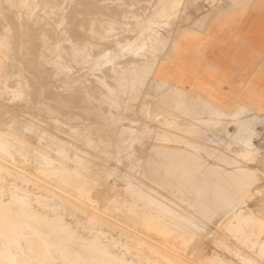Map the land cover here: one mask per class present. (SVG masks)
<instances>
[{
  "label": "rangeland",
  "instance_id": "rangeland-1",
  "mask_svg": "<svg viewBox=\"0 0 264 264\" xmlns=\"http://www.w3.org/2000/svg\"><path fill=\"white\" fill-rule=\"evenodd\" d=\"M6 1L8 3L0 0V10H5L4 14L2 10L0 11V18L5 22L0 20V24L5 25L3 27L0 25L3 28H0L2 37L0 41H5V49L0 52L2 56L0 59V153L4 155V157H0V162L7 168H11L13 173L0 172V243L4 248L0 249V262L17 264V258L22 257L28 261V264H126L125 259L132 260L136 264H145L139 262L134 253L136 240L142 237L141 239L145 243L157 249L159 253L163 252L161 254L165 255L168 260L174 261L173 264H264V249L262 248L264 240H260L264 238V144H255L246 153L247 150L236 143L240 137L237 133L239 124H237L235 133L234 127L225 131L224 127L220 125L221 121L207 114H200L201 117L195 118V120L187 119L184 117V111L195 98L183 97L184 103L181 107H160L163 95L171 91H175L178 95L181 93L179 87L171 85L169 82V87L159 89L150 79H145L146 85L140 92V96L132 100H125L127 101L126 107L116 108L103 99L106 98L105 96L108 97L115 87L114 72L116 67H124L123 65L126 64L125 66L136 68L145 63L147 58L166 55L172 44L170 40L174 34L175 24L184 20L181 16L185 14L186 10H193L197 6L199 9L201 8L200 10L213 9L221 2L218 4L219 0H61L62 3L60 0ZM10 1L15 3L14 6L10 4ZM234 1L232 0V3ZM2 5H6L8 8L5 9L6 7ZM90 8H93L94 12L90 11ZM12 14H14L15 20ZM16 14L18 15L15 16ZM2 15L5 16L2 17ZM7 15H11V17ZM8 17L11 19L9 20ZM12 19L17 23H14ZM6 22L11 28L7 27ZM109 26H113L114 32ZM6 27L7 30H5ZM13 28L17 29L13 30ZM97 28L99 29L97 30ZM27 31L28 33H26ZM107 31L112 36H109ZM16 32L21 33L17 35ZM50 35L53 38L51 41ZM82 35H86V38ZM87 35L89 36L87 37ZM167 35V40H165L164 37ZM83 38L86 41H83ZM34 40L36 43L38 41L42 44L37 43L36 45ZM72 40H76L78 43L73 44L76 41L71 42ZM93 40L96 44L93 43ZM69 45H72V48ZM81 46H83L82 50ZM18 49L23 50L17 52ZM71 50L74 53H71ZM56 53L58 54L55 55ZM35 56L40 59L36 60ZM57 66L65 68L66 73H58ZM24 68L25 70H23ZM104 72L109 76H106L107 74ZM77 73L78 75H76ZM41 77L42 80H45L42 81ZM32 83L36 86H32ZM43 84L50 88L45 89ZM109 84L111 85L109 86ZM95 87H98V92L95 91ZM53 95L57 98L55 99ZM95 95H99L96 101ZM83 96L86 98L80 100ZM91 96L92 99H90ZM64 98L72 102L70 106ZM144 103L148 105L146 106ZM199 106L190 108L200 109ZM102 107L107 109L105 112L108 114L103 112L104 108ZM152 110L155 112L153 113ZM157 112L159 113L157 114ZM191 116H193L192 113ZM83 117L87 118V121ZM78 118H82V122L85 121V123H82ZM73 121H78L79 124ZM86 122H88L87 125ZM120 126L121 128H119ZM83 129L86 131L83 132ZM90 131L93 132L92 135ZM118 132L119 134H117ZM78 134L86 137H78ZM203 136H208L210 139ZM216 137L218 138L215 140ZM212 141L215 142H213L214 146ZM159 148L162 149L158 153L156 149ZM30 152L31 154L28 155ZM176 152L188 153L202 166V169L216 165L228 171L233 170L234 166H225L215 162V158L220 154L226 156L229 154L228 157L232 159V155L241 159L238 167L256 171L257 181L247 194L251 197L245 198L246 204L243 210L245 213H252L254 217H258L261 224L254 220L253 225L257 230L247 237L249 240H241L244 236H240L233 231V227L227 225L229 215H226L225 212L219 211L213 215L211 209L201 205L199 194L191 188V185H195V178L187 183V172L176 171L171 167L174 164L176 166L183 164V156L176 155ZM240 153L247 156L239 157ZM87 157L88 160H86ZM90 161L103 164L104 169L92 171L89 169ZM18 162L21 163L20 166ZM17 169L20 174L16 172ZM22 169L26 172H23ZM108 171L112 175H108ZM28 175L29 178H27ZM125 178L128 179L127 184ZM96 194L100 197L98 198ZM17 195L23 196L24 200ZM99 199L100 201H98ZM26 202H30L39 214L29 210ZM84 208L85 210H83ZM58 209L59 211H57ZM88 211L89 213H87ZM91 215H96L97 220H92ZM101 216L103 218H100ZM111 216L115 219L110 218ZM123 217H127V220ZM23 227H27L33 234L40 237L42 252L39 259L29 255L24 249L26 242L21 229ZM133 227L139 228L134 230ZM139 230H141L140 233ZM198 234L201 237H197ZM99 236L101 237L99 238ZM132 237L136 240H130ZM134 241L135 243H132ZM128 244H132L131 250L121 249ZM193 246L195 247L193 248ZM139 250L145 258L154 259L152 251L148 248L144 247ZM108 251L116 256L111 257ZM168 253L170 254L168 255ZM161 261L163 260L161 259ZM163 264L166 263L163 261Z\"/></svg>",
  "mask_w": 264,
  "mask_h": 264
},
{
  "label": "crops",
  "instance_id": "crops-1",
  "mask_svg": "<svg viewBox=\"0 0 264 264\" xmlns=\"http://www.w3.org/2000/svg\"><path fill=\"white\" fill-rule=\"evenodd\" d=\"M219 2L213 9L197 6L184 12L156 74L179 87L181 97L209 100L214 113L241 115L245 129L252 125L260 129L263 142L259 144L263 145L264 0ZM254 114L255 122L251 119ZM230 127L236 133L234 122H229L227 129ZM236 143L242 147L240 139ZM228 156L220 154L215 162L234 166L233 170L208 166L197 174L191 188L199 194L204 208L211 209L213 215L225 212L229 215L227 225L244 236L241 240H249L247 237L257 230L254 220L261 224L258 217L243 210L257 174L238 167L241 159Z\"/></svg>",
  "mask_w": 264,
  "mask_h": 264
},
{
  "label": "bare ground",
  "instance_id": "bare-ground-1",
  "mask_svg": "<svg viewBox=\"0 0 264 264\" xmlns=\"http://www.w3.org/2000/svg\"><path fill=\"white\" fill-rule=\"evenodd\" d=\"M3 1H5V2H7L8 3V1H6V0H3ZM50 1H52V0H50ZM82 1V0H81ZM4 2V3H5ZM11 2H13V1H10V4H15V3H11ZM15 2H16V0H15ZM28 2V1H27ZM47 2V1H46ZM56 2H58V1H56ZM60 2H61V0H60ZM126 2V1H125ZM181 2V1H180ZM183 2V1H182ZM7 3H5V4H7ZM50 3V2H49ZM53 3V2H52ZM62 3V2H61ZM2 4V3H1ZM20 4H22V3H20ZM28 4V3H27ZM59 4V3H58ZM71 4H72V2H71ZM81 4V3H80ZM157 4H158V2H157ZM168 4V3H167ZM218 4H219V1H218ZM221 4V3H220ZM9 5V4H8ZM43 5V4H42ZM44 5H46V4H44ZM56 5V4H55ZM79 5V4H78ZM83 5V4H82ZM100 5V4H99ZM176 5V4H175ZM174 5V6H175ZM2 6H5L6 7V5H2ZM14 6V5H13ZM12 6V7H13ZM16 6H17V4H16ZM19 6V5H18ZM21 6V5H20ZM33 6V5H32ZM47 6V5H46ZM45 6V7H46ZM52 6H53V4H52ZM58 6V5H57ZM67 6V5H66ZM86 6V5H85ZM109 6V5H108ZM155 6V5H154ZM158 6V5H157ZM171 6V5H170ZM179 6V5H178ZM12 7H10V8H12ZM25 7V6H24ZM28 7V6H27ZM54 8H55V6H53ZM69 7V6H68ZM96 7V6H95ZM186 7V6H185ZM8 7H6L5 9H7ZM23 8V7H22ZM43 8V7H42ZM86 8V7H85ZM176 8V7H175ZM179 8V7H178ZM30 9V8H29ZM56 9V8H55ZM58 9V8H57ZM82 9V8H81ZM88 9V8H87ZM93 9V8H92ZM91 8H90V11L92 10ZM100 9V8H99ZM180 9V8H179ZM2 10V9H1ZM0 10V11H1ZM11 10V9H10ZM12 10H14V9H12ZM66 10V9H65ZM69 10V9H68ZM67 10V11H68ZM135 10V9H134ZM181 10V9H180ZM5 11V10H4ZM4 11L2 10V12H3V14H4ZM20 11V10H19ZM32 11V10H31ZM49 11V10H48ZM89 11V12H90ZM93 11V10H92ZM37 12V11H36ZM87 12V11H86ZM94 12V11H93ZM163 12H165V11H163ZM174 12V11H173ZM22 13V12H21ZM105 13H106V11H105ZM181 13H183L182 11H181ZM2 14V13H1ZM6 14V13H5ZM10 14V13H9ZM26 14V13H25ZM35 14V13H34ZM52 14V13H51ZM172 14V13H171ZM13 15V17H14V14H12ZM18 14H16L15 16H17ZM100 15V14H99ZM3 16H5V15H2V17ZM7 16H9V17H11V15H7ZM51 16V15H50ZM150 16V15H149ZM1 17V16H0ZM8 17V18H9ZM27 17H28V15H27ZM18 18V17H17ZM16 18V19H17ZM104 18H105V16H104ZM178 18V17H177ZM11 18H9V20H10ZM43 19V18H42ZM97 19V18H96ZM95 19V20H96ZM100 19V18H99ZM118 19V18H117ZM0 20L2 21L3 19L2 18H0ZM4 20H6V19H4ZM14 20H15V17H14ZM14 20L12 19V21L14 22ZM19 20V19H18ZM39 20H41V19H39ZM124 20V19H123ZM1 21H0V23H1ZM32 21V20H31ZM90 21V20H89ZM127 21V20H126ZM3 23H5L4 21H2ZM11 22V21H10ZM16 23H17V21H15ZM14 22V23H15ZM52 22V21H51ZM103 22V21H102ZM139 23H140V21H138ZM7 23V22H6ZM27 23V22H26ZM30 23V22H29ZM35 23H37L36 21H35ZM42 23H44V22H42ZM49 23V22H48ZM87 23V22H86ZM99 23V22H98ZM178 23V22H177ZM10 24V23H9ZM19 25H21L20 23H18ZM32 24V23H31ZM30 24V25H31ZM92 24H95V23H92ZM100 24V23H99ZM123 24V23H122ZM170 24V23H169ZM1 25V24H0ZM7 25H8V23H7ZM48 25V24H47ZM96 25V24H95ZM176 25V24H175ZM3 26H5V25H1V27H3ZM14 26V25H13ZM12 26V27H13ZM22 26V25H21ZM24 26V25H23ZM27 25L25 24V27H26ZM36 26V25H35ZM88 26V25H87ZM0 27V28H1ZM7 27H9V28H11L9 25L7 26ZM7 27H6V29L5 30H7ZM16 27H17V24H16ZM29 27V26H28ZM37 27H38V25H37ZM98 27V26H97ZM109 27H111V26H109ZM108 27V28H109ZM113 27V26H112ZM112 27H111V29H112ZM140 27V26H139ZM18 28H22V27H18ZM31 28V27H30ZM39 28V27H38ZM101 28V27H100ZM1 29H3V28H1ZM15 28H13V30H14ZM17 29V28H16ZM15 29V30H16ZM33 29H34V27H33ZM40 29V28H39ZM94 29V28H93ZM99 28H97V30H98ZM11 30V29H10ZM95 30H96V28H95ZM109 30H110V28H109ZM113 30V32H114V30L115 29H112ZM18 31H19V29H18ZM103 31V30H102ZM106 31V30H105ZM138 31V30H137ZM22 32V31H21ZM21 32H16V34L18 35V34H20ZM65 32V31H64ZM99 32V31H98ZM97 32V33H98ZM108 32V31H107ZM128 32V31H127ZM26 33H28V31L26 32ZM109 33V32H108ZM108 33H106V34H108ZM146 33V32H145ZM161 33V32H160ZM167 33H168V31H167ZM13 34H14V32H13ZM42 34V33H41ZM103 34H105V33H103ZM137 34V33H136ZM147 34V33H146ZM7 35V34H6ZM28 35V34H27ZM32 35V34H31ZM44 35H46V34H44ZM111 35V33H109V36ZM160 35V34H159ZM11 36H13V35H11ZM40 36V35H39ZM43 36V35H42ZM48 36V35H47ZM51 36V35H50ZM83 36V35H82ZM81 36V37H82ZM89 35H87V37H88ZM112 36V35H111ZM135 36V35H134ZM133 36V37H134ZM6 37V36H5ZM46 37V36H45ZM44 37V38H45ZM83 37H85L86 38V35L85 36H83ZM132 37V38H133ZM167 37H168V35L167 36H165L164 37V39L165 40H167ZM0 38H2L1 37V35H0ZM13 38H14V36H13ZM23 38V37H22ZM34 38V37H33ZM38 38V37H37ZM42 38V37H41ZM51 38H52V36L51 37H49V39H50V41H51ZM74 38V37H73ZM80 38V37H79ZM78 38V39H79ZM111 38V37H110ZM16 39V38H15ZM21 39V38H20ZM40 39V38H39ZM47 39V38H46ZM46 39H44V40H46ZM49 39H48V41H49ZM53 39V38H52ZM84 39V38H83ZM82 39V40H83ZM116 39V38H115ZM134 39V38H133ZM22 40H24V39H22ZM77 40V39H76ZM76 40H74V41H76ZM151 40V39H150ZM8 41V40H7ZM21 41V40H20ZM19 41V42H20ZM35 41V43H36V40H34ZM49 41V42H50ZM73 40L71 41V42H74ZM83 41H86L85 39L83 40ZM82 41V42H83ZM99 41V40H98ZM116 41V40H115ZM114 41V42H115ZM41 42V41H40ZM46 42V41H45ZM44 42V43H45ZM53 42V41H52ZM81 42V43H82ZM88 42V41H87ZM92 42V41H91ZM127 42V41H126ZM139 42V41H138ZM145 42V41H144ZM151 42V41H150ZM24 43V42H23ZM37 43H38V41H37ZM37 43H36V45H37ZM43 43V44H44ZM75 43H78L77 41L76 42H74L73 44H75ZM83 43H86V42H83ZM93 43H95L96 44V42H94V40H93ZM92 43V44H93ZM100 43V42H99ZM120 43V42H119ZM118 43V44H119ZM11 44V43H10ZM32 44V43H31ZM38 44H42V43H38ZM54 44V43H53ZM72 44V43H71ZM122 44V43H121ZM138 44V43H137ZM49 45V44H48ZM81 45V44H80ZM80 45H76V46H80ZM83 45V44H82ZM94 45V44H93ZM139 45V44H138ZM12 46H13V44H12ZM20 46V45H19ZM22 46V45H21ZM23 46H24V44H23ZM50 46V45H49ZM54 46V45H53ZM56 46V45H55ZM70 47L72 46V45H69ZM83 46H85V45H83ZM83 46H81V50H82V47ZM100 46V45H99ZM98 46V47H99ZM102 46V45H101ZM118 46H120V45H118ZM136 46V45H135ZM156 46V45H155ZM16 47V46H15ZM14 47V48H15ZM17 47H18V45H17ZM74 47V46H73ZM86 47V46H85ZM12 48V47H11ZM19 48V47H18ZM21 48H23V47H21ZM53 48V47H52ZM56 48V47H55ZM72 48V47H71ZM93 48V47H92ZM94 48H96L95 46H94ZM115 48V47H114ZM117 48V47H116ZM5 49V41H0V52L1 51H3ZM16 49V48H15ZM54 49V48H53ZM53 49H51V50H53ZM66 49V48H65ZM68 49V48H67ZM76 49V48H75ZM74 49V50H75ZM106 49V48H105ZM127 49V48H126ZM20 50H23V49H18L17 50V52H19ZM25 50V49H24ZM73 50V51H74ZM79 50V49H78ZM117 50V49H116ZM132 50V49H131ZM141 50V49H140ZM13 51V50H12ZM16 51V50H15ZM32 51V50H31ZM37 51H41V50H38L37 49ZM58 51V50H57ZM76 51V50H75ZM80 51V50H79ZM90 51H92V50H90ZM100 51V50H99ZM121 51V50H120ZM125 51V50H124ZM130 51V50H129ZM42 52V51H41ZM48 52V51H47ZM53 52V51H52ZM52 52H50V53H52ZM68 52V51H67ZM106 52V51H105ZM114 52V51H113ZM133 53H135L134 51H132ZM4 53V52H3ZM15 53V52H14ZM30 53V52H29ZM45 53V52H44ZM68 53H70V52H68ZM71 53H74V52H72V50H71ZM88 53V52H87ZM16 54H19V53H16ZM36 54V53H35ZM39 54V53H38ZM53 54V53H52ZM58 53H56L55 55H57ZM108 54H110V53H108ZM119 54V53H118ZM138 54V53H137ZM20 55V54H19ZM30 55V54H29ZM42 55V54H41ZM54 55V56H55ZM75 55V54H74ZM73 55V56H74ZM90 55H92V54H90ZM128 55V54H127ZM131 55V54H130ZM129 55V56H130ZM135 55V54H134ZM15 56V55H14ZM21 56V55H20ZM37 56V55H36ZM36 56H35V58H36ZM87 56H88V54H87ZM137 56V55H136ZM147 56H149V55H147ZM165 56L166 55H163V56H159V55H157V56H154L153 58H147L146 59V61H145V63H143V64H141V66L140 67H136V68H131L130 66H125V65H123L124 67H116L115 68V82H116V84H115V87L111 90V94L107 97V96H105L106 98H103V99H106V102L108 103V104H111V105H114L116 108H119V107H126V103H127V101H125V100H132L133 98L135 99L137 96L139 97L140 95V92L142 91V89H143V87L146 85V82H145V79H150L153 83H155L158 87H159V89L160 88H162V87H169V85H168V82L167 81H165V80H163V79H161L157 74H156V68H157V66L160 64V63H162L163 62V59L165 58ZM5 57V56H4ZM22 57V56H21ZM34 57V56H33ZM90 57V56H89ZM93 57V56H92ZM126 57V56H125ZM18 58V57H17ZM30 58V57H29ZM34 58V59H35ZM38 58V57H37ZM37 58H36V60H37ZM61 58V57H60ZM0 59H2V56L0 55ZM40 58H38V60H39ZM136 60V59H135ZM43 61V60H42ZM130 61V60H129ZM21 62H22V60H21ZM41 62V61H40ZM19 63H20V58H19ZM142 63V62H141ZM8 64V63H7ZM21 64V63H20ZM61 64V63H60ZM69 64V63H68ZM67 64V65H68ZM134 64V63H133ZM45 65V64H44ZM63 65H65L64 63H63ZM129 65V64H128ZM66 66V65H65ZM6 67H7V65H6ZM33 67H35V66H33ZM36 67H37V65H36ZM43 67V66H42ZM110 67V66H109ZM31 68V67H30ZM76 68V67H75ZM7 69H9L8 67H7ZM28 69V68H27ZM37 69H39V68H37ZM23 70H25V68L23 69ZM34 70V69H33ZM52 70V69H51ZM65 68H63V67H61V66H57L56 67V71L58 72V73H64L65 71ZM28 71V70H27ZM31 72V71H30ZM39 72V71H38ZM69 72V71H68ZM80 72V71H79ZM107 72H108V69H107ZM54 73V72H53ZM52 73V74H53ZM66 73V72H65ZM104 73H106V72H104ZM109 73V72H108ZM73 74H74V72H73ZM107 74V73H106ZM105 74V75H106ZM25 75H27V74H25ZM34 75L36 76V74L34 73ZM76 75H78V73L76 74ZM28 76V75H27ZM27 76H25V77H27ZM38 76H39V73H38ZM67 76V75H66ZM106 76H109V74H107ZM46 77V76H45ZM70 77V76H69ZM69 77H68V79H69ZM43 79H44V77H43ZM50 79H51V77H50ZM59 79H60V77H59ZM79 79H80V76H79ZM33 80V79H32ZM36 80H38V77H36ZM40 80V79H39ZM41 80H42V77H41ZM41 80H40V82H41ZM45 80V79H44ZM44 80H42V81H44ZM48 80V79H47ZM66 80V79H65ZM82 80V79H81ZM93 80H95V79H93ZM28 81V80H27ZM30 81V80H29ZM34 81V80H33ZM63 81V80H62ZM79 81V80H78ZM83 81V80H82ZM113 81V80H112ZM39 82V81H38ZM39 82V83H40ZM48 82H50V81H48ZM52 82H53V80H52ZM61 82V81H60ZM65 82V81H64ZM70 82V81H69ZM89 83H90V81H88ZM114 82V81H113ZM44 83V82H43ZM79 83V82H78ZM108 83V82H107ZM33 84V83H32ZM40 84H42V83H40ZM39 84V85H40ZM45 84V83H44ZM43 84V85H44ZM47 84V83H46ZM113 84V83H112ZM57 85V84H56ZM88 85V84H87ZM95 85V84H94ZM111 84H109V86H110ZM168 85V86H167ZM7 86V85H6ZM32 86H36V85H32ZM45 86V85H44ZM43 86V87H44ZM52 86V85H51ZM59 86V85H58ZM66 86V85H65ZM76 86V85H75ZM98 86V85H97ZM9 87V86H8ZM49 87V86H48ZM48 87H46L45 86V89L46 88H48ZM177 87V86H176ZM36 88V87H35ZM42 88V87H41ZM50 88V87H49ZM48 88V89H49ZM96 88V87H95ZM44 89V88H43ZM97 89H98V87L95 89V91H97ZM100 89V88H99ZM56 90V89H55ZM89 90V89H88ZM100 90H102V89H100ZM38 91H40L39 89H38ZM68 91V90H67ZM90 91H92V90H90ZM93 91H94V89H93ZM94 91V92H95ZM103 91V90H102ZM70 92V91H69ZM87 92V91H86ZM93 92V94H95ZM98 92V91H97ZM104 92V91H103ZM35 93V92H34ZM46 93V92H45ZM57 93V92H56ZM84 93V92H83ZM82 93V94H83ZM90 93V92H89ZM92 93V92H91ZM99 93H100V91H99ZM98 93V94H99ZM77 94V93H76ZM81 94V93H80ZM92 94V95H93ZM39 95V94H38ZM38 95H37V97H38ZM58 95V94H57ZM74 95V94H73ZM87 95H89L88 93H87ZM100 95H102V94H100ZM106 95V94H105ZM33 96V95H32ZM54 96V95H53ZM60 96V95H59ZM96 97H95V101H96V98L99 96V95H95ZM103 96V95H102ZM55 97V96H54ZM74 97V96H73ZM85 96H83V97H81V99L80 100H84L85 98H84ZM101 97V96H100ZM57 97H55V99H56ZM61 98V97H60ZM60 98H59V101H60ZM67 98V97H66ZM71 98V97H70ZM125 98H127V99H125ZM48 99V98H47ZM51 99V98H50ZM50 99H49V101H50ZM54 99V98H53ZM53 99L51 100L52 102H53ZM63 99V98H62ZM62 99H61V102H62ZM65 99V98H64ZM78 99V98H77ZM90 99H92V96L90 97ZM36 100V99H35ZM68 101V103H69V106H70V103H72V102H70L68 99H65V101ZM79 100V101H80ZM94 100V99H93ZM97 100H99V99H97ZM40 101V100H39ZM58 101V102H59ZM64 101V100H63ZM64 101V102H65ZM145 101V100H144ZM92 102V101H91ZM94 102V101H93ZM105 102V103H106ZM192 102L193 103H190V106H186L187 107V109L184 111L185 112V115H184V117H186L187 119H190V120H195V118H199V117H201L200 116V114H207L208 116H210V117H212V118H217V120H219V121H221V123H220V125L221 126H223L224 127V130L226 131V129H227V126H228V124H229V122L230 121H232V122H234L236 125L237 124H239V128H238V134H239V139H240V143H241V145H242V147L243 148H245L247 151H246V153H248V151H250L253 147H254V145L256 144V143H260L261 141L263 142V139H262V137H261V133H260V129L259 128H257V127H254L253 125H252V128L250 129V130H248V129H245V127H244V122H243V120H242V118H241V115H238V114H236V115H227V114H218V113H214V112H212V108H211V103H210V101L209 100H207V99H196L195 98V100H192ZM57 103V102H56ZM68 103H66L67 105H68ZM85 103V102H84ZM104 103V104H105ZM183 103H184V100H183V97H181L180 95H178V94H176L175 93V91H171L170 93H167V94H165V95H163V97L161 98V101H160V104H159V106L160 107H169V108H176V107H181L182 105H183ZM198 103V104H197ZM47 104V103H46ZM54 106H55V104L54 103H52ZM60 105H62L61 103H59ZM64 104V103H63ZM146 106L148 105V104H146V103H144ZM58 105V104H57ZM59 105V107L61 108V106ZM95 105V104H94ZM106 105V104H105ZM129 105V104H128ZM142 106H143V104H141ZM144 105V106H145ZM199 106L200 107V109H196V108H190L191 106L192 107H196V106ZM89 106V105H88ZM113 106V107H114ZM131 106V105H130ZM136 106V105H135ZM138 106V105H137ZM48 107V106H47ZM56 107V106H55ZM111 107V106H110ZM132 107H134V106H132ZM51 108V107H50ZM59 108V109H60ZM65 108V107H64ZM74 108V107H73ZM84 108V107H83ZM96 108V107H95ZM102 108H104V107H102ZM102 108H100V109H102ZM129 108V107H128ZM141 108V107H140ZM147 108V107H146ZM54 109V108H53ZM61 109H63V107L61 108ZM144 109H145V107H144ZM67 110V109H66ZM103 110V109H102ZM107 109H105L104 108V110H103V112H105ZM115 110V109H114ZM113 110V111H114ZM133 110V109H132ZM164 110V109H163ZM85 111H86V109H85ZM90 111V110H89ZM153 111V110H152ZM158 111H160V110H158ZM62 112V111H61ZM103 112H101L102 114H103ZM145 112V111H144ZM147 112V111H146ZM155 111H153V113H154ZM161 112H163L162 110H161ZM160 112V113H161ZM101 113H99V114H101ZM106 113V112H105ZM151 113V112H150ZM159 112H157V114H158ZM191 113L193 114V116H191ZM77 114H79V113H77ZM76 114V115H77ZM106 114H108V113H106ZM105 114V115H106ZM66 115V114H65ZM113 115V114H112ZM151 115V114H150ZM170 115H173L172 113H170ZM195 115V116H194ZM197 115V116H196ZM74 116H75V114H74ZM116 116V115H115ZM123 116V115H122ZM65 117V116H64ZM67 117V116H66ZM70 117H72V116H70ZM69 117V118H70ZM77 117V116H76ZM101 117H102V115H101ZM152 117V116H151ZM84 118V117H83ZM67 120H68V118H66ZM73 119H74V117H73ZM79 119V118H78ZM81 119V122H82V118H80ZM79 119V120H80ZM84 119H86V121H87V118H84ZM113 119H114V117H113ZM120 119V118H119ZM252 121L253 122H255L256 120H257V118H256V115L254 114V115H252ZM132 120V119H131ZM70 121V120H69ZM128 121V120H127ZM71 122H72V119H71ZM74 122V121H73ZM76 122V121H75ZM74 122V123H75ZM78 122V121H77ZM76 122V123H77ZM84 123H85V121H83ZM82 122V123H83ZM89 122H92V121H90L89 120ZM123 122V121H122ZM223 122V123H222ZM87 123L88 122H86V125H87ZM109 123V122H108ZM111 123V122H110ZM131 123H133L132 121H131ZM257 123H258V125L260 126L261 125V123H260V120H259V122L257 121ZM68 124V123H67ZM77 124H79V123H77ZM95 124H96V122H95ZM94 124V125H95ZM111 124H113L114 125V123H111ZM180 124V123H179ZM200 124V123H199ZM254 124V123H253ZM118 125V124H117ZM163 125V124H162ZM246 125V124H245ZM96 126V125H95ZM130 126H131V124H130ZM171 126V125H170ZM180 126V125H179ZM184 126V125H183ZM90 127V126H89ZM123 127V126H122ZM166 127V126H165ZM83 128V127H82ZM119 128H121V126L119 127ZM118 128V129H119ZM169 128V127H168ZM182 128V127H181ZM75 129H77V128H75ZM80 129V128H79ZM87 129V128H86ZM165 129H167V128H165ZM78 130V129H77ZM85 129H83V132H85L84 131ZM88 130H90L89 128H88ZM120 130V129H119ZM127 130V129H126ZM131 130V129H130ZM129 130V131H130ZM139 130V129H138ZM144 130H146V129H144ZM139 131H141V130H139ZM167 131V130H166ZM88 132V131H87ZM148 132V131H147ZM168 132H170V131H168ZM74 133V132H73ZM81 133V132H80ZM90 133H91V135L93 134V132L92 131H90ZM134 133H135V131H134ZM77 134V133H76ZM89 134V133H88ZM117 134H119V132L117 133ZM116 134V138H117V135ZM141 134H142V132H141ZM147 134V133H146ZM175 134V133H174ZM79 135V134H78ZM77 135V136H78ZM133 135V134H132ZM142 135H144V133L142 134ZM202 135V134H201ZM3 136V135H2ZM83 135H79L78 137H82ZM120 136V135H119ZM129 136H131V135H129ZM141 136V135H140ZM139 136V137H140ZM3 137H5V136H3ZM84 138L86 137V136H83ZM82 137V138H83ZM97 137V136H96ZM134 137V136H133ZM137 137V136H136ZM204 137V136H203ZM214 137V136H213ZM212 137V138H213ZM219 137V136H218ZM218 137H216L215 138V140L218 138ZM94 139H95V137H93ZM127 138V137H126ZM131 138V137H130ZM141 138V137H140ZM204 138H208V136H206V137H204ZM87 139V138H86ZM98 139V138H97ZM110 139V138H109ZM121 138L119 137V140H120ZM135 139V138H134ZM134 139H132V140H134ZM138 139V138H137ZM208 139H210V138H208ZM208 139H206V140H208ZM221 138H219V140H220ZM92 140V139H91ZM100 140V139H99ZM115 140V139H114ZM121 141V140H120ZM124 141V140H123ZM218 141V140H217ZM221 141V140H220ZM93 142V141H92ZM115 142V141H114ZM128 142V144H130L129 143V141H127ZM130 142H132V141H130ZM214 141H212V143H213ZM261 142V143H262ZM81 143H82V141H81ZM94 143V142H93ZM102 143V142H101ZM215 143V142H214ZM213 143V146L215 145ZM220 143V142H219ZM222 143V142H221ZM48 144V143H47ZM122 144H123V142H122ZM208 144V143H207ZM33 145V144H32ZM131 145V144H130ZM212 145V144H211ZM223 145V144H222ZM107 146V145H106ZM109 147H110V145H108ZM229 146V145H228ZM46 147V146H45ZM48 147V146H47ZM131 147H132V145H131ZM130 147V148H131ZM157 147V146H156ZM227 148V147H226ZM132 149V148H131ZM162 148H159V149H156L157 150V152L159 153V151L161 150ZM222 149V148H221ZM45 150V149H44ZM105 151V150H104ZM239 151H240V149H239ZM102 153V152H101ZM162 153V152H161ZM29 154H31V152L30 153H28V155ZM33 154V153H32ZM53 154V153H52ZM84 154V153H83ZM104 154V153H103ZM106 154V153H105ZM176 155H179V156H183V164L181 165V166H176L175 164L174 165H172L171 167H173V169H176V171L177 170H179V171H186L187 172V183L188 182H190V181H192L194 178H196V175L201 171V169H202V166L201 165H199L198 164V162L195 160V159H193L192 157H190V155L187 153H182V152H176L175 153ZM82 155V154H81ZM85 155V154H84ZM100 155V154H99ZM135 155V154H134ZM255 155V154H254ZM103 156V155H102ZM238 156L239 157H246L247 155L246 154H244V153H240V154H238ZM0 157H4V155L2 154V153H0ZM14 157V156H13ZM129 157V156H128ZM83 158V157H82ZM14 159V158H13ZM128 159H130V158H128ZM179 159V158H178ZM86 160H88V157H87V159ZM85 160V161H86ZM93 160V159H92ZM245 160V159H244ZM138 161V160H137ZM10 162V161H9ZM148 162V161H147ZM8 163V162H7ZM19 163V162H18ZM171 163V162H170ZM20 164L21 163H19V166H20ZM89 164V169H91L92 171H97V170H101L102 168H103V164H99V163H92L91 161L88 163ZM144 164V163H143ZM142 164V165H143ZM151 164V163H150ZM10 165V164H9ZM83 166H85V164H82ZM33 166V165H32ZM40 166V165H39ZM23 167V166H22ZM106 167V166H105ZM143 167V166H142ZM135 168H136V166H135ZM19 169H20V167H19ZM27 169V168H26ZM30 169V168H29ZM40 169V168H39ZM81 169H82V167H81ZM81 169H79V170H81ZM85 169V168H84ZM104 169V168H103ZM142 169V168H141ZM144 169V168H143ZM70 170V169H69ZM83 170V169H82ZM107 170H108V168H107ZM3 171H5V172H7V173H13V171H11V168H7V166H4L3 164H2V162H0V172H3ZM15 171V170H14ZM22 171L23 172H26V171H24L23 169H22ZM30 171V170H29ZM90 171V170H89ZM173 171H175V170H173ZM178 171V172H179ZM17 173H18V169H17V171H16ZM28 172V171H27ZM104 172H106V171H104ZM103 172V173H104ZM113 172V171H112ZM96 173V172H95ZM108 173V175H110L109 174V171L107 172ZM145 173H146V170H145ZM176 173V172H175ZM5 174V173H4ZM18 174H20V173H18ZM23 174H28V173H23ZM31 174V173H30ZM89 174H90V172H89ZM93 174H94V172H93ZM6 175V174H5ZM34 175V174H33ZM99 175V174H98ZM112 175V174H111ZM146 175H147V173H146ZM180 175V174H179ZM183 175V174H182ZM72 176V175H71ZM100 177H101V175H99ZM106 176V175H105ZM181 176V175H180ZM30 177H32V176H30ZM36 177V176H35ZM73 177V176H72ZM109 177V176H108ZM124 177H126V176H124ZM148 177V176H147ZM27 178H29V175H28V177ZM37 178V177H36ZM96 178V177H95ZM128 178V177H127ZM161 178V177H160ZM1 179H3V178H1ZM34 179V178H33ZM94 179V178H93ZM98 179H99V177H98ZM157 179V178H156ZM15 180V179H14ZM30 179H28V181H29ZM95 180V179H94ZM125 180H126V178H125ZM128 180V179H127ZM127 180H126V184H127ZM27 181V180H26ZM129 181H131V180H129ZM153 181V180H152ZM170 181V180H169ZM30 182V181H29ZM29 182H28V185H29ZM36 182V181H35ZM34 182V183H35ZM145 182V181H144ZM157 182V181H156ZM37 183V182H36ZM46 183V182H45ZM130 183H132V182H130ZM158 183V182H157ZM6 185H9V184H6ZM27 185V184H26ZM25 185V186H26ZM33 185V184H32ZM135 185V184H134ZM160 185V184H159ZM16 186H17V184H16ZM158 186V185H157ZM156 186V187H157ZM8 187V186H7ZM127 187V186H126ZM131 187V186H130ZM137 187V186H136ZM139 187H141V186H139ZM150 187V186H149ZM162 187V186H161ZM9 188V187H8ZM20 188V187H19ZM46 188V187H45ZM53 188H55V187H53ZM129 188V187H128ZM142 188V187H141ZM11 189V188H10ZM46 189H48V188H46ZM169 189V188H168ZM167 189V190H168ZM55 190H58V189H55ZM14 191V190H13ZM26 191V190H25ZM33 191H35V190H33ZM32 191V192H33ZM52 191V190H51ZM50 191V192H51ZM141 191V190H140ZM157 191V190H156ZM36 192V191H35ZM58 192V191H57ZM61 192H63V191H61ZM144 192V191H143ZM27 193V192H26ZM64 193H66V192H64ZM99 193V192H98ZM167 193V192H166ZM15 194H16V192H15ZM18 194V193H17ZM30 194V193H29ZM33 194V193H32ZM57 194V193H56ZM55 194V195H56ZM60 194V193H59ZM63 194V193H62ZM61 194V195H62ZM67 194V193H66ZM100 194V193H99ZM109 194V193H108ZM149 194V193H148ZM152 194V193H151ZM34 195V194H33ZM46 195H47V193H46ZM58 195V194H57ZM116 195V194H115ZM19 198H21V199H23L24 200V198H23V196H20V195H17ZM68 196V195H67ZM96 196L98 197V195L96 194ZM106 196V195H105ZM150 196H152V195H150ZM48 197V196H47ZM58 197V196H57ZM61 197V196H60ZM63 197V196H62ZM69 197H72V196H69ZM93 197V196H92ZM95 197V196H94ZM100 197V196H99ZM98 197V198H99ZM124 197V196H123ZM74 198V197H73ZM72 198V199H73ZM106 198H108V197H106ZM143 198V197H142ZM153 198H155L154 196H153ZM48 199H49V197H48ZM66 199V198H65ZM119 199V198H118ZM122 199V198H121ZM120 199V200H121ZM106 200V199H105ZM34 201H35V199H34ZM48 201V200H47ZM77 201V200H76ZM79 201V200H78ZM98 201H100V199L98 200ZM110 201V200H109ZM122 201V200H121ZM128 201V200H127ZM159 202H161L160 200H158ZM25 203V202H24ZM38 203V202H37ZM67 203H69V202H67ZM78 203H82V202H78ZM162 203V202H161ZM26 204H27V207H28V209L29 210H31V211H33L35 214H39L33 207H32V205H31V203L30 202H26ZM71 204V203H70ZM84 204V203H83ZM166 204V203H165ZM74 205H76V204H74ZM86 205V204H85ZM37 206H39V205H37ZM87 206V205H86ZM89 206V205H88ZM87 206V207H88ZM105 206V205H104ZM55 207V206H54ZM90 207V206H89ZM103 207V206H102ZM42 208V207H41ZM56 208V207H55ZM69 208V207H68ZM81 208V207H80ZM86 208V207H85ZM85 208L83 209V210H85ZM91 208V207H90ZM93 208V207H92ZM134 208V207H133ZM71 209V208H70ZM82 209V208H81ZM109 209V208H108ZM111 209V208H110ZM39 210V209H38ZM56 210V209H55ZM82 210V211H83ZM93 210V209H92ZM96 210V209H95ZM124 210V209H123ZM57 211H59V209L57 210ZM56 211V212H57ZM91 211V210H90ZM102 211V210H101ZM119 211L121 212V210L119 209ZM125 211V210H124ZM159 211V210H158ZM61 212V211H60ZM59 212V213H60ZM63 212V211H62ZM86 212V211H85ZM99 212V211H98ZM46 213V212H45ZM87 213H89V211L87 212ZM110 213V212H109ZM111 213H112V209H111ZM142 213V212H141ZM94 214H96V213H94ZM100 214V213H99ZM114 214H115V212H114ZM65 215V214H64ZM177 215V214H176ZM193 215V214H192ZM98 216V215H97ZM104 216V215H103ZM130 216V215H129ZM108 217V216H107ZM121 217V216H120ZM142 217V216H141ZM97 217H96V215H91V219L93 220V219H96ZM100 218H103L102 216L100 217ZM105 218V217H104ZM110 218H113L112 216L110 217ZM124 218V217H123ZM122 218V219H123ZM127 217H125L124 219H126ZM128 218H130V217H128ZM105 219H107V218H105ZM109 219V218H108ZM115 218H113V220H114ZM134 219V218H133ZM97 220V219H96ZM117 220H119V219H117ZM127 220V219H126ZM130 221H131V219H129ZM65 221V220H64ZM103 221V220H102ZM133 221V220H132ZM140 221V220H139ZM162 221V220H161ZM14 222V221H13ZM120 222H121V220H120ZM127 222H129V221H127ZM134 222V221H133ZM141 222V221H140ZM97 223V222H96ZM109 223V222H108ZM107 223V224H108ZM113 223H114V221H113ZM115 223H117V222H115ZM122 223V222H121ZM120 223V224H121ZM138 223V222H137ZM26 224V223H25ZM24 224V225H25ZM80 224V223H79ZM104 224V223H103ZM65 225V224H64ZM109 226H110V223L108 224ZM115 225V224H114ZM117 225H119V224H117ZM17 226V225H16ZM113 226V225H112ZM122 226V225H121ZM123 226H124V224H123ZM126 226V225H125ZM129 226V225H128ZM21 227V226H20ZM107 227V226H106ZM115 227H116V225H115ZM130 227V226H129ZM132 227V226H131ZM119 228V227H118ZM126 228V227H125ZM134 228V227H133ZM139 227H136V229H138ZM22 229V233H23V235L25 236V246H24V249L26 250V252L29 254V255H31V256H33V257H35V258H37V259H39L40 258V255H41V252H42V244H41V242H40V237H38L37 235H35V234H33L27 227H23V228H21ZM121 229V228H120ZM131 229V228H130ZM135 228H134V230H136ZM111 230V229H110ZM77 230H75V232H76ZM91 231V230H90ZM89 231V232H90ZM118 231H119V229H118ZM123 231V230H122ZM140 231L141 230H139V233H140ZM127 233H129V231H126ZM125 232V233H126ZM132 232H134V231H132ZM136 232V231H135ZM166 232V231H165ZM77 233V232H76ZM87 233V232H86ZM96 233V232H95ZM123 233V232H122ZM142 233H144V232H142ZM49 234V233H48ZM92 234H94V233H92ZM77 235V234H76ZM90 235H91V233H90ZM96 235V234H95ZM101 235V234H100ZM128 235V234H127ZM131 235V234H130ZM139 235V234H138ZM153 235V234H152ZM86 236V235H85ZM88 236V235H87ZM105 236H107V239H108V235L106 234ZM109 236H111L110 234H109ZM132 236V235H131ZM135 236H137V235H135ZM198 236H200L199 234L197 235V237ZM78 237H79V235H78ZM90 237V236H89ZM101 236H99V238H100ZM124 237V236H123ZM138 237V236H137ZM196 237V236H195ZM201 237V236H200ZM111 238V237H110ZM140 238V237H139ZM139 238H137L138 240H136V239H134L133 237H132V239H130V240H136L137 241V244H136V248H135V257H137L138 258V260H139V262H143V263H145V264H163V261L166 263V264H173V262L172 261H170V260H168V258L165 256V255H163V254H161V253H163V252H161V253H159V251L157 250V249H155L154 247L152 248L151 247V245L149 246L147 243H145L141 238L139 239ZM158 238V237H157ZM193 238V237H192ZM85 239V238H84ZM116 239V238H115ZM128 239V238H127ZM126 239V240H127ZM83 240V239H82ZM150 240H151V238H150ZM194 240V239H193ZM47 241V240H46ZM54 241V240H53ZM145 241H146V238H145ZM160 241V240H159ZM169 241V240H168ZM196 241V240H195ZM55 242V241H54ZM87 242V241H86ZM116 242V241H115ZM157 242V241H156ZM162 242V241H161ZM16 243V242H15ZM117 243H118V241H117ZM132 243H135V241L134 242H132ZM151 243V242H150ZM196 243V242H195ZM109 244H110V242H109ZM153 244H154V242H153ZM161 244V243H160ZM197 244V243H196ZM4 245V244H3ZM111 245V244H110ZM114 245V244H113ZM132 244H128V245H124V248H121V249H125L126 251H128V250H131V248H132V246H131ZM137 245H138V247H137ZM166 245V244H165ZM164 245V246H165ZM112 246V245H111ZM119 246V245H118ZM117 246V247H118ZM153 246V245H152ZM195 246H197V245H195ZM195 246H193V248L195 247ZM22 247V246H21ZM120 247V246H119ZM118 247V248H119ZM144 247H146V248H148L150 251H152V253H153V255H154V259L153 260H149V259H147V258H145L142 254H141V251L139 250V249H141V248H144ZM159 247V246H158ZM117 248V249H118ZM134 248V247H133ZM163 248V247H162ZM161 248V249H162ZM166 248V247H165ZM168 248V247H167ZM188 248V247H187ZM191 248V247H190ZM190 248H189V250H190ZM263 249H264V245H263V247H262ZM0 249H4L3 248V246L1 245V243H0ZM22 249V248H21ZM113 249V248H112ZM121 249H119V250H121ZM161 249H160V251H161ZM192 249V248H191ZM115 250V249H114ZM188 250V251H189ZM133 251V250H132ZM172 251V250H171ZM123 252V251H122ZM131 252V251H130ZM190 252H192L191 250H190ZM189 252V253H190ZM151 253V254H152ZM166 253V252H165ZM172 253H173V251H172ZM175 253V252H174ZM188 253V254H189ZM49 254H50V252H49ZM108 254L112 257V256H116V254H112L110 251H108ZM144 254V253H143ZM167 254V253H166ZM170 253H168V255H169ZM176 254V253H175ZM150 255V254H149ZM167 255V256H168ZM7 256V255H6ZM12 256V255H11ZM121 256V255H120ZM131 256H133V255H131ZM172 256H173V254H172ZM170 257V256H169ZM186 257H188V256H186ZM185 257V258H186ZM148 258H149V256H148ZM184 258V257H183ZM55 259H57V258H55ZM118 259V258H117ZM161 259L163 260V261H161ZM32 260V259H31ZM182 260V259H181ZM258 260V259H257ZM264 260V259H263ZM16 261V260H15ZM35 261V260H34ZM70 261V260H69ZM86 261V260H85ZM177 261V260H176ZM51 262V261H50ZM80 262V261H79ZM125 262H126V264H136L135 262H133L132 260H126L125 259ZM259 262V261H258ZM1 263V262H0ZM16 263L17 264H28V261L26 260V259H23L22 257H18L17 258V261H16ZM187 263V262H186ZM262 263V262H261ZM1 264H9L8 262H6V261H3Z\"/></svg>",
  "mask_w": 264,
  "mask_h": 264
}]
</instances>
